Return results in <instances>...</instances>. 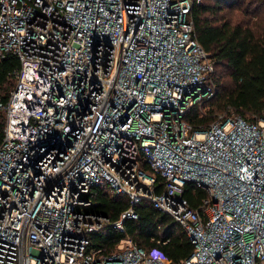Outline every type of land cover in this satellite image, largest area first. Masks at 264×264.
Listing matches in <instances>:
<instances>
[{"label": "built area", "instance_id": "1", "mask_svg": "<svg viewBox=\"0 0 264 264\" xmlns=\"http://www.w3.org/2000/svg\"><path fill=\"white\" fill-rule=\"evenodd\" d=\"M199 2L0 0V56L19 61L0 98V264H264V114L184 117L215 88ZM186 182L205 190L196 207ZM92 186L126 196L117 220L89 208ZM141 200L180 224L187 258L92 245Z\"/></svg>", "mask_w": 264, "mask_h": 264}, {"label": "trees", "instance_id": "2", "mask_svg": "<svg viewBox=\"0 0 264 264\" xmlns=\"http://www.w3.org/2000/svg\"><path fill=\"white\" fill-rule=\"evenodd\" d=\"M240 5L248 16L233 20L230 11ZM198 42L213 62L214 94L191 106L185 119L193 129L206 126L223 111L238 114L246 120L264 114V0H200L190 10ZM251 17V18H250ZM11 53L0 56V98L6 100L13 86L12 72L18 67ZM4 117L0 112V141ZM163 179L156 175L157 191ZM205 190L192 182L184 185V197L196 207ZM91 210L115 221L128 206L125 195H111L101 186H92ZM136 218H125L123 230L107 224L92 233V245L111 250L125 236L144 249L157 247L173 261L187 258L193 245L180 224L147 200L134 205Z\"/></svg>", "mask_w": 264, "mask_h": 264}, {"label": "rangeland", "instance_id": "3", "mask_svg": "<svg viewBox=\"0 0 264 264\" xmlns=\"http://www.w3.org/2000/svg\"><path fill=\"white\" fill-rule=\"evenodd\" d=\"M229 11H230V15L232 16L233 20H245L248 18V16L242 12V7L240 5H234L232 9ZM223 112H226V111H223ZM226 113H229V112H226Z\"/></svg>", "mask_w": 264, "mask_h": 264}]
</instances>
